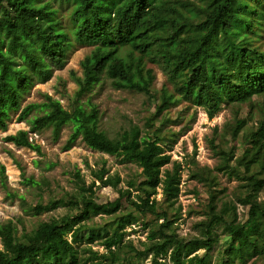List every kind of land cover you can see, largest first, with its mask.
<instances>
[{"label":"trees","instance_id":"obj_1","mask_svg":"<svg viewBox=\"0 0 264 264\" xmlns=\"http://www.w3.org/2000/svg\"><path fill=\"white\" fill-rule=\"evenodd\" d=\"M75 43L92 48L80 62L84 76L76 79L79 88L72 107L65 108L60 99L49 94L41 102L22 107L23 94L35 81L48 80L56 67H62ZM149 61L167 73L173 87L161 88L160 101L150 117L152 125L157 114L181 99L201 106L209 118L226 102L248 103L254 109L253 97L264 93V0H0V129H7L13 112H18V120L29 123V129H19L4 139L40 153V145L30 139V132L50 127L58 138L63 126L70 124L65 149L81 137L92 149L136 163L143 176L138 184L142 193H137L138 200H129L139 212L154 213L163 220L150 229L141 241L142 248L131 241L126 246L135 255H150L152 264H206L218 241L213 228L220 223L230 238L222 250L223 264L264 258V200L259 199L264 188V107L260 108L257 128L249 132L252 143L238 159L247 171L259 167L242 185L246 195L240 200L248 206L247 219L237 222L236 207L229 202L218 210L212 189L208 217L197 223L201 235L187 239L176 231L175 218L157 210V189L160 187L165 199L174 203L181 178L179 161H173L172 170L165 168L171 155L161 144V129L141 135L140 127L131 123L110 136L100 128L98 109L92 101H80L81 94L102 74L115 88L151 94L155 73L147 66ZM32 109L41 113L28 117ZM235 121L233 135L237 136L245 120ZM232 157L230 153L224 161ZM94 177L89 186L81 185L80 191L51 197L45 203L28 204L21 195L27 214L39 215L60 207L70 213L41 220L20 235L13 220L0 222V264H120L118 251L124 241L102 233L104 228L87 229L84 222L94 215L113 214L106 225L123 231L137 220L130 212L116 215L121 197L130 198V193L118 189L120 197L97 202L90 189L96 181L101 186L117 187L120 176L102 168ZM26 179L38 185L42 182ZM231 211L233 217L228 221L225 215ZM97 242L103 251L91 247ZM201 248L204 255L197 252ZM85 252L87 257L82 255ZM123 264L133 262L128 259Z\"/></svg>","mask_w":264,"mask_h":264},{"label":"rangeland","instance_id":"obj_2","mask_svg":"<svg viewBox=\"0 0 264 264\" xmlns=\"http://www.w3.org/2000/svg\"><path fill=\"white\" fill-rule=\"evenodd\" d=\"M92 46L83 43H75L70 49L62 67H56L48 80H37L25 92L21 99L22 107L31 102H41L45 94L60 99L65 108L70 109L77 99L76 92L79 88L77 77H83L81 60L90 51ZM147 66L153 69L155 78L152 83V93L146 94L129 88H115L110 79L102 74L99 81L84 91L79 97L80 101L90 99L98 109L99 126L110 136L117 135L129 124H137L141 129V135L148 132H158L164 140L162 145L171 155V162L165 168H173V161L180 162V188L174 203L165 199L161 188L157 189L155 198L157 210L166 211L170 219L175 218L174 227L180 236L189 239L201 235L199 221L208 217V203L210 192L217 195V209L224 202H229L236 207L237 222L245 221L248 217V206L240 199L246 195V189L242 185L248 182V175L257 171L259 167H253L247 171L238 163L244 148L250 145L249 132L257 128L260 119V108L264 107V93L253 97L254 109L248 103H223L222 109L212 118L201 106L181 99L178 104L171 105L155 116L153 125L150 117L156 111V105L160 101L161 88L173 90L168 80V75L155 62H148ZM41 113L38 109H32L28 117ZM18 112H13L8 119L6 130L0 129V222L8 219L17 224L18 235L24 230H29L41 220L50 217H59L70 213L66 207H60L53 211H44L39 215L27 214L23 209L21 195L25 202L35 204L39 201L47 202L51 197H59L66 192L80 191V186H89L94 180V173L105 168L109 174L119 175L120 181L117 187L101 186L99 181L90 189L94 191L97 202L113 201L120 197L121 190H128L129 196L120 199L121 208L116 215L133 213L137 220L126 226L123 231H115L107 222L114 215L98 214L91 216L84 223L87 229L104 228L102 233L115 235L124 241V246L119 252L120 264L130 259L133 264H152L150 255H135L126 246L129 241L137 248H142L141 241L146 240L150 229L163 219L154 213L139 212L129 199H136L137 193H142L138 184L143 179L141 168L134 162L122 161L120 156L108 154L90 148L79 137L70 148L65 149L71 132V125L63 126L58 138H55L50 127L37 133L30 132V139L40 145L41 152L8 142L4 137L13 134L19 129H29L26 120H18ZM236 119H244V128L233 135ZM224 161V156L229 158ZM229 163L227 168L225 164ZM1 166L4 167L3 174ZM209 168V169H208ZM210 172L208 176L207 173ZM33 177L42 181L39 185L28 181ZM259 199L264 200V188L259 192ZM233 212L225 215L227 220H232ZM214 235L218 238L214 247L209 251L206 264H223L225 257L222 250L229 243V236L223 231V224H216L213 228ZM2 243L0 240V248ZM91 247L103 251L100 242L93 243ZM204 255L205 249L197 251ZM87 257L88 253H82ZM264 258L252 257L241 262L236 260L232 264H263Z\"/></svg>","mask_w":264,"mask_h":264}]
</instances>
